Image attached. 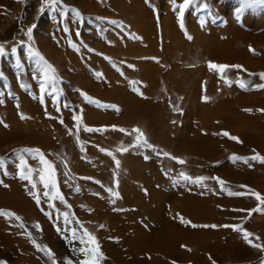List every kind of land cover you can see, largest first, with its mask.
I'll return each instance as SVG.
<instances>
[{"label": "bare ground", "instance_id": "1", "mask_svg": "<svg viewBox=\"0 0 264 264\" xmlns=\"http://www.w3.org/2000/svg\"><path fill=\"white\" fill-rule=\"evenodd\" d=\"M48 2L38 0L32 7L31 0H0V44L4 48L38 51L54 67L55 80L74 108V113L68 111L67 103H64L66 100L58 108L48 98L43 104L39 103L32 95H40L41 90L31 77L28 79L31 94L28 95L10 74L14 102L9 100L2 88L0 156L7 157L9 178L4 175L5 170L0 168V210L14 215L12 218L0 215V264L3 259L11 264H38L32 255L34 249L28 242V232L41 247L56 251L63 245L59 232L51 228L46 217L38 212L42 210L39 203V209H36L33 199L39 198L43 205L46 203L42 196L43 186L36 183L33 188L29 187L27 180H18L20 167L17 170L10 163L16 161L15 153L20 154L25 164L33 170L32 180H38L41 175L39 162L22 151L34 147L44 152L53 165L57 160L61 166H65L64 169L73 172L71 179L81 188H91L92 178L97 177L107 193L114 190L120 193L118 198L110 196L107 199L106 195L104 199L107 203H98L100 209L95 208L99 211L91 217L79 213L91 223L103 218L120 217V227L117 229H112L111 225H108L111 229L106 228V225L104 229L96 230L93 224L85 225V229L99 243V250L104 256L101 264H169L171 261L178 264H216L219 255L223 256V253L238 259L244 257L248 261L256 259L232 238L225 246H221L217 241L226 237L227 231L217 228V232H191L182 225L165 220L159 210L149 211L151 218L158 219V228L145 229L142 226L144 224H135L143 211L147 214L150 206L147 207L126 178L144 179L140 175L142 169L152 165L143 164L136 151L128 154L123 151L128 150L132 142L138 141V133L134 129L144 134L147 143L159 145L171 153L193 154L215 146L210 141L209 146L203 147L198 138L189 140L185 132L178 130L173 120L176 118L174 111L180 106L185 109L187 117L196 118L205 129L216 130L212 120L218 119L235 137L243 139L255 135L261 155L264 156V88L257 87L264 85V79L260 76L264 73V10L247 9L237 17L236 8L240 0H196L185 8L181 16L179 6L184 0H61V4L56 6L60 10H51L54 13L61 11L62 16H59L56 23L50 24L44 15L40 16L36 12L40 3L46 5ZM202 5L205 10L199 12ZM71 9L79 11L80 17ZM29 28L32 29L31 40L27 35ZM189 36L191 39H188ZM209 62L241 67H229L221 74L214 69L210 70ZM1 67L6 71L2 64ZM6 72L9 74L8 70ZM240 81L249 83L247 88L257 87V90L247 92L241 89L238 85ZM130 83L140 88L141 92L137 91L136 94ZM81 93L108 108L94 105L84 99ZM219 95L225 96V100H219L212 107L203 101L205 97L216 99ZM241 109L250 111L245 113L243 110L244 113L240 114L237 111ZM22 115L25 118L22 119ZM78 141L86 145V148L95 143L113 152L112 156L119 161V165L114 166L106 156L99 157L86 149V153L98 157V166L91 171L78 159L74 148ZM229 145H225L227 149ZM51 154H54L56 160ZM58 168H55L56 177L62 184L64 178ZM155 168L152 170L155 171ZM24 171L27 172L28 167ZM159 173L162 174L161 171ZM113 175L116 180L119 179L117 187L112 186ZM162 175L165 177L164 173ZM164 193L163 199L171 198ZM183 196L181 201L173 200L175 210L198 224H211V221H215L217 216L205 209L203 200ZM88 197L82 199L85 205H95L92 197ZM147 203L150 205V202ZM56 204L57 207L60 205ZM107 207L115 209L118 214L109 213ZM131 207L137 208V211L134 212ZM16 221H20V224H16ZM249 230L253 234L259 233L264 243V219L250 222ZM205 243H210L209 248ZM181 244L190 249L192 246L202 249L201 246L205 244L211 261L189 254L190 251L180 248ZM60 253L56 252L57 255Z\"/></svg>", "mask_w": 264, "mask_h": 264}, {"label": "rangeland", "instance_id": "2", "mask_svg": "<svg viewBox=\"0 0 264 264\" xmlns=\"http://www.w3.org/2000/svg\"><path fill=\"white\" fill-rule=\"evenodd\" d=\"M31 1H32V7H34V5L37 3L38 0H31ZM41 5H42V7H41ZM39 6L40 7L36 12H39L40 16L44 15L43 17H45L46 22L48 21L47 23H50V24L56 23L58 21L59 16L60 17L62 16L61 11H59L57 13L52 12L51 8L48 7V4L45 5L44 3H42V4L40 3ZM204 10H205V7L203 5L200 6L198 9L199 12L204 11ZM67 14H68V12H67ZM71 16H73V15H71ZM20 50H16V52L13 53L12 49L5 48V51L7 54L5 56L0 57V95L2 94V88H3L7 97L9 96L8 97L9 100L14 102L15 96L13 95V92L10 89L12 77H13V79L16 78V81L18 82L20 88L23 89V91L26 94L30 95L31 94V88H30V84H29L28 79L31 77L34 80V82L36 83V85L38 86V88H40V90H41V84L42 83L44 84V87H45V91L43 93L40 91L41 92L40 95H38V96L32 95L34 98H37L39 103H41V97L43 98V102L46 98H48V100L50 99L51 101H53V105L54 106L56 105L55 107L58 108V107H60L59 106L60 103H62L66 100V102H64V103H67L66 107H68V111L74 113V108H73V105H71V101H69L67 99V96H65V93H62L63 90H62V88H60L57 81L55 80L54 83L50 80L45 82V78L42 75V73L40 72L39 66L36 63V59L34 57H30L28 50H25L23 48H20ZM96 55H98V54H95V56ZM1 64L4 66L6 71L7 70L9 71V74L4 69H2ZM10 74L12 75V77L10 76ZM248 84L249 83H246V89H245L247 92H249L251 90H257V87L255 89L254 88L253 89L247 88ZM202 85H203V87L205 86L204 83ZM238 85H239V83H238ZM130 86H131V89H133L134 91L136 90L135 92H137V91L141 92L140 88H138L136 85H135V87L137 89H134L135 87L133 86V83H130ZM138 92L136 94H138ZM81 96L84 99H88V96L85 95L84 93H81ZM205 98H207V97H205ZM205 98L203 99V101L207 104L209 103V105L211 107L214 106L216 104V102H219V100L220 101H222V99L225 100V96H220L216 99H210V98L205 99ZM88 100L91 103H93L94 105H99L100 107H102V109L108 108V107H105V106L99 104L95 100H92V99H88ZM41 104H43V103H41ZM243 110L245 111V113L248 112V109H241L240 111H237V112L242 114V113H244ZM57 111H59V109H57ZM174 115L176 116V118L173 120V122L176 124V127L178 128V130L185 132V134L189 140L193 141V140H196L198 138L199 139L198 142H200L201 146H203V147L209 146L210 141L214 142L215 146L210 147L208 149L203 148L200 151H196L193 154H183V153L180 154L179 152L171 153L159 145H154V144L151 145L149 143L144 144L142 141H134L129 145L127 151H123L124 154H128L130 151H136L137 155L141 156L143 164H145V165L151 164L152 166L150 168H147V167L144 168L145 170L142 169V173L140 175L142 177L144 176V179L137 180V179H134L133 177H130V178L127 177L126 181L128 182V184L132 188H134L137 191L140 198L143 199V202L147 204V207L150 206L149 208H147V211H148L147 214H149L150 210H154V209L157 211L159 210V212H161L164 216H166V217L163 216V218L165 220H167L171 223H175L179 226L182 225L183 228L188 229L191 232L207 233V231L208 232H217V231H219L218 229L225 230V231H227L226 237H223L221 239L222 241L220 240L221 242L217 241L220 243L221 246L222 245L225 246L226 243L228 241H230L229 239L232 238L236 242L240 243L243 247H245L248 250V253L252 254V257L254 256V258H256V259H251L248 261V260L244 259V257L238 259L236 257H233V255L231 256V254L225 256L223 253V256L219 255V258L217 256L218 259H217L216 264H264V251H262L260 249L258 250V248L252 247L245 240L244 234H243L245 231L249 232V233L251 232L249 230L250 222L252 223L253 221H257V220L261 221L262 219H264V204H262L260 201H258L255 198V195L253 194V193H259L262 197H264V169H263L264 163H261L258 160H251V159H249L247 163L243 162L242 160H237V161L233 162V160L231 159V157L233 155L248 158V157H252L256 154H259V156L264 157L261 155V151L259 148L257 138L255 137V135L245 136L243 139L237 137L238 140L240 141L238 143L236 140L229 138V136H231V137H235V136L233 134H231L224 127V124L221 120H218V119L212 120V125L214 126L215 129L219 128L218 131H217V129L216 130L205 129L204 126L202 124H200L196 118H193L191 116L187 117L186 113H185V109L184 108L182 109L180 106L175 109ZM186 118H187V120H185ZM191 122H192V124H191ZM218 124L221 125V127L218 126ZM194 125H197V126H194ZM224 132L229 133V136L223 135ZM198 133H200V134H198ZM254 140H255V143H254ZM94 144L95 143L89 144V147L87 146V148H86V145L80 143L79 141L75 142V144H74V148L76 149V152L78 154V159L84 166H87L91 171H94L95 168L98 166V163H99V162H97L98 157H94L91 154L86 153V149H90L92 151V153H94V155H98L99 157L100 156H106L107 158L110 159L111 163L114 166L117 165L116 162L118 160H116L112 156L113 152L105 150V149L101 148L100 146H98L97 144H96L97 146ZM225 145H229L230 148L232 145H234V146H232V148L230 150V148L227 149ZM229 146H227V147H229ZM29 149H36V148L34 147V148H29ZM221 149H222V151H221ZM27 154L29 156L33 157L32 154H29V153H27ZM51 155L53 156L52 158L54 160H56L54 154H51ZM214 155H218V157H215ZM21 157L22 156L20 154L15 153L14 159H16V161L15 162L11 161L10 163H12V165H15L17 167V170L20 167V169L18 170L17 179L20 181H25V180H21L19 178L20 170H21ZM45 158L48 161H50L46 157V154H45ZM153 158H154V161H153ZM35 159L39 162V157H36ZM23 160H24V158H23ZM168 160H170V161H168ZM179 160H183V161H185V163H183V164L178 163ZM6 161H7V157L0 156V168L5 170V172L3 171V173H4V175H6V177L9 178V175L7 173V170H6V166H7L6 163L8 161L7 162ZM39 166L41 167V169H43V167H44L43 165L40 164V162H39ZM53 167L55 170V187H52L51 182H49V187L45 188L44 183L41 181L40 177H38L39 179L36 181L32 180L35 183L34 182L30 183L28 181L29 182L28 185H29V187L30 186L32 187L33 183L35 185H36V183L37 184L40 183L43 186L44 190H43L42 196L44 197V200H46L45 201L46 203L43 205V204H41L39 198H38L39 202H37V198L33 199L35 202V206L37 207L36 209L37 210L39 208L42 209L41 211L38 210V212L40 214H42V216L44 215L43 216L44 218L46 217L45 220L48 223V225L50 224L49 226L51 228H53L54 230H57L59 232L60 241L62 242L63 245H62V247H60V249H58V250L56 249V251H54V250L52 251L46 247H41L36 242V239L32 238V235L29 232L27 233V237L29 238L28 242H29L30 246L34 249L32 255L34 256V259L37 261L38 264H80V261L82 259H84V257L80 255L78 250L85 247V244L81 243V238L83 237V233L86 230L85 225L88 224V226H89L90 224L91 225L93 224L94 226L93 225L92 226L96 230H101L102 228L104 229V227L106 225H107L106 228L111 229V227L108 226V225H111L112 229H115V228L117 229L120 227V226H118V225H120V221L118 220V218H120V217H118L117 219L116 218L112 219L111 217L110 218L108 217L109 220H107L108 218H103L100 221H93L95 223H91V221H89L87 219H83L79 213H82L83 215L91 217L93 214L95 215L99 211L100 204H98V203H100V202L107 203L106 202L107 200L104 199V197L106 195H108L105 197L107 199H110V196H112L113 198L114 197L118 198L120 193L117 192V190H114L113 192L107 193V189L104 190L105 187L102 185L103 183L101 181H99V179L97 177L92 178L91 182L92 181L93 182H92L91 188H84V187L81 188V186H79L78 184H76L72 181L71 176L73 175V172H71L67 169H64L65 166H61V164H59L57 162V160H56V164L53 165ZM56 167H59L58 170L61 171L60 173H62V176L64 178L62 184H60V182L57 181L56 169H55ZM72 167H73V165H72ZM154 167L157 168V169L155 168L156 169L155 171L152 170V169H154ZM170 167L172 168V170ZM158 170H159V172L161 171L162 174L164 173L165 177H163V175L160 174L158 172ZM26 173L27 172H25V174ZM157 173H159V174H157ZM181 173H185L186 175L192 177L193 180H196L198 177H208V179L204 180L203 182H200V183H193L191 181L184 180L180 175ZM146 174L147 175L149 174V175L146 176ZM44 175H45V179L48 180L49 179L48 173L45 172ZM158 176H160V177L162 176V177L160 178ZM153 177H154V179H153ZM155 178H157V179L155 180ZM215 178H219V180H223L225 183L223 185H221L218 182V180ZM116 179L117 178H115L114 175L111 178V181L113 183V185H112L113 187L118 186L119 179L118 180H116ZM132 181H134V182H132ZM140 182H142L141 185H140ZM137 183H139L140 187ZM147 183L151 184L152 186L148 185ZM156 184L158 186L157 188H156ZM94 185H97V187H100V188L97 189V187ZM144 185L146 187H144ZM159 189H161V190H159ZM100 190H101V192H99ZM158 191H162V192H158ZM164 191L166 192V193H164L165 196H171L170 199H163V197H164L163 192ZM202 191H203V193H202ZM45 192H47L48 195H44ZM57 192H59L60 197H62V199L56 198ZM228 192L242 193L243 195L230 196L228 194ZM33 193H35V192H33ZM101 193H102L103 197H102ZM197 193H199V194H197ZM109 194H111V195H109ZM172 195L174 197L176 196L175 199ZM183 195H186L187 197L192 195L191 197L203 200V202L206 205L205 209L211 210L215 214V216L218 217V219H217V217H215V221H211L210 222L211 224H209V222H208V224H207V222H199V224H198V222H194L192 219L188 218V216L181 214L178 210H175L173 208V204H172L173 200H174V202L175 201H181L185 197ZM87 197L89 199H91V197H92L91 200H93L95 202L94 203L95 205H92L91 207L85 205V202L82 199L87 198ZM154 197H157V198H154ZM72 198H74V199H72ZM66 199H67V201L69 200L68 201L69 203L66 201ZM153 199H155V200H153ZM156 199H158V200H156ZM151 200H153V202H151ZM147 201L150 202V205L147 203ZM56 202L58 204H60L58 207H57ZM38 203H39V208H38ZM74 203H75V205H74ZM159 204L162 205L163 207L160 206ZM68 205H71L72 208ZM156 205L159 208L160 207L161 208L158 209ZM84 206H86V207H84ZM42 207L43 208L45 207V209H43ZM97 207L99 208L98 210H96ZM70 208H71V210H70ZM257 208H259L260 211H253ZM81 209H83V210L81 211ZM108 209H110L109 213L118 214L115 209L113 210L111 207H107V210ZM131 209L134 212L137 211V208L135 209V207H131ZM163 209H165V211L162 212L161 210H163ZM233 209H243L244 211H233ZM75 210L78 212V214ZM84 211H86V212H84ZM217 211H218V213H217ZM142 214L140 215V217H138L135 220V224H144L142 226L145 227V229L148 227H151V228H158L159 227L158 219H155L154 217L151 218L150 214L147 215L146 212H144V211ZM167 214H169V216ZM167 216H168V218H167ZM7 217H9V216H7ZM9 218H12V216ZM170 219H171V221H170ZM117 220H118V222H115ZM220 221L223 223L221 225L238 226L243 231H234L232 227H228V228L217 227L218 229L217 228L213 229L211 227H208V228H204V227L193 228L192 227L193 224H195V225H213V224H215L217 226H221V225H219ZM99 222H101V223H99ZM112 222H114L116 225ZM185 222H187V223H185ZM109 223H111V224H109ZM16 224H20V221H16ZM101 225H103V227H101ZM113 225H114V227H113ZM115 226H118V227H115ZM73 231H75V236H73ZM251 234L252 235L249 237V239L251 240V242L253 244H259V245L264 246L263 239H262L261 235H259V233H255V234L251 233ZM84 239H86V238H84ZM111 240L114 241V239H111ZM213 243L214 242H211V244H213ZM205 244H203L204 246H201V247H203L202 249H200L199 246H198L199 249L197 246L196 247L192 246V248L190 249L184 244H181L180 248L182 250L187 249V251H190L189 254H192V255L195 254V255H198L199 257H202V258H205V259H208L211 261V259H210L211 256L209 254V251L206 250L207 247L210 245V243L206 244L207 247L205 246ZM42 248H43V250H42ZM45 249L49 250L52 253L51 258H49V256L46 254ZM58 251H61V253L59 255L56 254V252H58ZM200 253H201V255H200ZM39 254H40V256H39ZM3 260H2V264H11L7 259H3ZM99 264H101V262H99ZM169 264H178V263L175 261H171ZM188 264H190V263H188Z\"/></svg>", "mask_w": 264, "mask_h": 264}, {"label": "snow or ice", "instance_id": "3", "mask_svg": "<svg viewBox=\"0 0 264 264\" xmlns=\"http://www.w3.org/2000/svg\"><path fill=\"white\" fill-rule=\"evenodd\" d=\"M195 2H196V0H184L183 4H181L179 6L181 16L183 15L185 8L190 7ZM58 4H61V0H49L48 7L52 8L53 10H60V9L56 8V6ZM257 8L264 10V0H240V4L236 8L237 17H239V15L247 9H257ZM71 11L73 13H75V15L77 17H80V13L76 9H71ZM181 27H183L182 22H181ZM65 30H67V29H65ZM31 33H32V29L29 28L28 32H27L29 40L32 39ZM77 35H79V33H77ZM188 39H191V37L189 36ZM12 52L15 53L16 49L13 48ZM6 54L7 53L5 51L3 44H0V57L5 56ZM29 55H30V57H34L36 59V63L39 66L40 72L42 73V75L45 78V82L50 80L54 83L55 82V69H54V67L50 63H48V61L45 60V58L38 51H34L32 49H29ZM229 67L240 68L241 66H239V65H236V66L221 65V64H214V63L209 62L210 70L214 69L215 71H217L218 73H221V74H223L225 72V70H227ZM249 74L253 75L251 73H249ZM260 76H261V79H264V73H261ZM221 78L222 79L224 78L223 75H221ZM226 83L230 84V82L227 80H226ZM239 86L242 89H246V82L240 81ZM257 87L258 88H264V85H257ZM44 91H45V87H44V84L42 83L41 84V92L43 93ZM205 99H207V98H205ZM41 103H43L42 97H41ZM248 111H250V110H248ZM21 118L23 119L25 117L22 115ZM5 126H7V125H5ZM86 130L91 131L92 129H86ZM134 131H136L138 133L137 140L138 141L142 140L144 144H147L146 139H144V134L142 132H140L139 129H134ZM223 135L229 136V133L224 132ZM229 138L236 140L238 143L240 142L237 137L229 136ZM22 151L27 152L29 154H32L34 158L39 157L40 164L44 166L43 169H41V175H40V179L44 183V187L48 188L49 182H51L52 187H55V170H54L52 163L45 158V154L38 148H36V149L25 148ZM124 151H127V149H124ZM231 159L233 160V162H235L237 160H242L243 162L247 163L248 160L251 159V160H258L259 162L264 163V157L259 156V154H256V155H254L252 157H248V158L233 155L231 157ZM116 163H117V165H119V161H117ZM178 163L183 164V163H185V161L179 160ZM25 167H28L27 174H25V172H24ZM45 172H47L49 175L48 180L45 179V175H44ZM32 173H33V170L31 169V167L27 166L25 164L23 158L21 157V170H20L19 178L21 180H27L31 183L32 182ZM180 175L184 180L191 181L193 183H200V182H203L204 180L208 179V177H198L196 180H193L192 177L186 175L185 173H181ZM215 179H217L221 185H223L225 183L223 180H219V178H215ZM4 186L7 187V185H4ZM32 187L35 188L36 185L33 183ZM109 191H111V190L109 189ZM228 194L230 196L243 195L242 193H235V192H228ZM253 194L255 195V198L258 201H260L262 204H264V197H262L259 193H253ZM44 195H48V193L45 192ZM56 198L62 199V197H60L59 192L56 193ZM37 202H39L38 198H37ZM233 211H244V210L243 209H233ZM253 211H260V209L257 208ZM0 215H5V216L11 217L14 215V213L4 212V211L0 210ZM18 218L19 217H17V219ZM185 223H187V222H185ZM101 227H103V225H101ZM192 227L193 228H195V227H204V228L211 227L213 229H215L217 227H224V228L232 227L234 231H243L240 227L232 226V225L217 226V225H195V224H193ZM243 234H244L245 240L252 247H255V248H258V249L264 251V246L259 245V244H253L251 242V240L249 239V237L252 235L251 233L245 231ZM73 236H75V231H73ZM84 238H86V239H84ZM81 243L85 244V247L78 250L80 255L84 257V259H82L80 261V264H99V262L104 259L103 254L99 250L98 241L96 240L95 236L90 234L87 230H85L83 233V237L81 238ZM45 252L49 256V258L52 257V253L49 250L45 249Z\"/></svg>", "mask_w": 264, "mask_h": 264}]
</instances>
